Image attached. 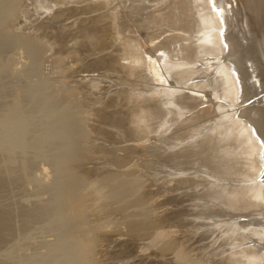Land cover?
Instances as JSON below:
<instances>
[{
    "label": "bare ground",
    "instance_id": "1",
    "mask_svg": "<svg viewBox=\"0 0 264 264\" xmlns=\"http://www.w3.org/2000/svg\"><path fill=\"white\" fill-rule=\"evenodd\" d=\"M57 1L82 74L124 85L92 83V128L149 176L165 264H264V0Z\"/></svg>",
    "mask_w": 264,
    "mask_h": 264
},
{
    "label": "rangeland",
    "instance_id": "2",
    "mask_svg": "<svg viewBox=\"0 0 264 264\" xmlns=\"http://www.w3.org/2000/svg\"><path fill=\"white\" fill-rule=\"evenodd\" d=\"M51 4L0 0V213L6 217L0 264H165L149 176L140 161L128 173L122 143L105 139L102 126L98 133L92 128L95 105L86 99L96 92L92 83L109 84L98 87L101 96L110 85H124L105 72L82 74L86 52L64 36L73 21L64 19L65 8L72 4Z\"/></svg>",
    "mask_w": 264,
    "mask_h": 264
}]
</instances>
